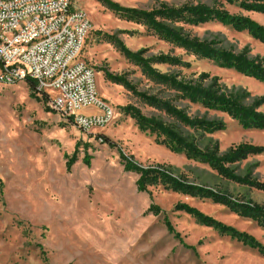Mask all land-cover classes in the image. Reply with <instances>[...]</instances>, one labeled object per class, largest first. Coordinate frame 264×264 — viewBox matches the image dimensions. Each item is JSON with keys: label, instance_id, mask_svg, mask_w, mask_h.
Returning a JSON list of instances; mask_svg holds the SVG:
<instances>
[{"label": "rangeland", "instance_id": "374dc122", "mask_svg": "<svg viewBox=\"0 0 264 264\" xmlns=\"http://www.w3.org/2000/svg\"><path fill=\"white\" fill-rule=\"evenodd\" d=\"M125 8L150 10L158 2L170 5L202 3L222 5L231 14L249 16L264 25V15L244 13L224 0H111ZM73 6L86 13L92 28L82 59L96 72L100 96L116 111L108 126L84 133L71 121L59 116L48 103L30 96L26 81L13 85L0 82V264H264V256L242 243L200 225L194 218L176 210L187 204L217 221L255 237L264 246V229L238 217L209 199L190 198L150 187L140 193L139 176L126 172L119 150L143 167L166 166L191 183L227 192L235 199L250 200L264 206V191L220 178L208 166L174 154L155 136L139 131L123 108L133 105L148 117H157L179 127L204 149L218 142L221 152L243 143L264 147V130H243L226 115L205 112L177 102L190 116L219 120L226 130L213 134L193 131L177 124L163 112L148 107L119 85L104 78V70L127 74L138 89L169 98L171 94L144 77L108 41L115 36L131 51L149 49L150 55L167 53L171 47L153 36L144 26L128 22L106 9L97 0H73ZM202 40H215L220 47L236 53L248 48L251 57L264 58V45L246 32L210 23L186 27ZM191 64L189 69L157 66L160 72L177 73L188 78L202 74L219 79L226 93L246 104L264 97V84L218 64L199 60L176 49ZM42 98L43 95H37ZM264 111V105L260 108ZM82 114L93 115V109ZM105 136L117 145L110 148L100 141ZM79 145L77 161L70 170L67 162ZM90 156L87 166L83 161ZM240 176L250 174L264 183V154L251 157L235 167ZM154 204L163 211L148 214ZM165 219L179 239L169 233Z\"/></svg>", "mask_w": 264, "mask_h": 264}, {"label": "trees", "instance_id": "16d2710c", "mask_svg": "<svg viewBox=\"0 0 264 264\" xmlns=\"http://www.w3.org/2000/svg\"><path fill=\"white\" fill-rule=\"evenodd\" d=\"M106 9L116 15L144 26L148 32L159 41L169 45L171 50L167 53L150 55L149 49L138 52L129 50L115 36L108 37V41L130 63L139 68L142 75L150 82L166 90L171 94L169 98H162L158 94H149L140 91L133 82L128 80L127 74L115 75L104 70L106 81L123 87L134 98L145 105L176 121L177 124L193 131L213 134L226 130V124L219 120H208L198 116H190L186 109L180 108L175 103L180 102L189 107H198L205 112H214L226 115L235 121L243 130H264V111L260 108L264 105V97L256 99L252 104H244L239 97L226 93L219 79L202 74L195 78H188L177 73L160 72L157 66H167L169 69H189L191 64L185 62L182 56L174 55L176 49L182 50L187 55H192L199 60L212 61L220 67L232 70L240 75L264 84V58L251 57L248 48L236 53L220 47L217 41L202 40L192 35L186 27H199L210 23H218L232 27L237 32H246L253 40L264 45V25L253 20L249 16L231 14L222 5L208 6L202 3H185L182 5H170L164 1L158 2L150 10L138 8H125L111 0H97ZM230 6H237L244 13L264 15V0H224ZM30 96L40 102L37 96L35 83L26 80ZM42 101L48 102L47 96ZM124 115L131 118L139 131L150 136H155L170 152L184 154L188 160H194L208 166L217 175L227 181L246 186L252 189L264 191V183L253 179L250 174L240 176L235 167L251 157L264 154V147L243 143L230 148L227 152H221L218 142L210 143L202 149L195 139L183 135L177 125L166 123L157 117H148L133 105L123 108ZM101 142L110 148H117L107 137L101 136ZM77 145L75 153L67 162L70 170L77 161ZM120 158L126 172L139 176L136 186L140 193H149L150 187L162 186L165 190L190 198L209 199L216 205L228 209L240 218L252 221L258 227L264 229V206L250 200L235 199L227 192L191 183L185 176H176L171 167L148 166L143 167L133 161L120 149ZM90 165V156L83 161ZM0 185L2 182L0 180ZM176 210L194 218L200 225L217 231L222 236L242 243L244 246L258 251L264 256V246L252 235L240 232L231 226H227L211 216L205 215L200 210L187 204H178ZM159 206L152 204L148 214L159 216L162 214ZM165 225L169 233L177 234L169 222L165 219Z\"/></svg>", "mask_w": 264, "mask_h": 264}, {"label": "built area", "instance_id": "2783aa9c", "mask_svg": "<svg viewBox=\"0 0 264 264\" xmlns=\"http://www.w3.org/2000/svg\"><path fill=\"white\" fill-rule=\"evenodd\" d=\"M91 28L73 0H0V82L32 80L37 95L47 96L52 110L84 133L108 126L116 111L82 59ZM88 109L96 113H81Z\"/></svg>", "mask_w": 264, "mask_h": 264}, {"label": "crops", "instance_id": "0c3cea01", "mask_svg": "<svg viewBox=\"0 0 264 264\" xmlns=\"http://www.w3.org/2000/svg\"><path fill=\"white\" fill-rule=\"evenodd\" d=\"M95 111V110H94Z\"/></svg>", "mask_w": 264, "mask_h": 264}]
</instances>
